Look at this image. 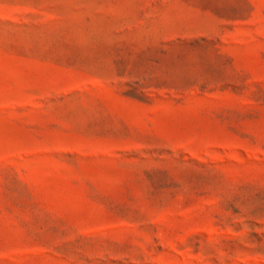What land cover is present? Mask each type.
<instances>
[{"label": "rangeland", "instance_id": "rangeland-1", "mask_svg": "<svg viewBox=\"0 0 264 264\" xmlns=\"http://www.w3.org/2000/svg\"><path fill=\"white\" fill-rule=\"evenodd\" d=\"M0 264H264V0H0Z\"/></svg>", "mask_w": 264, "mask_h": 264}]
</instances>
